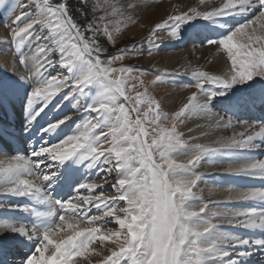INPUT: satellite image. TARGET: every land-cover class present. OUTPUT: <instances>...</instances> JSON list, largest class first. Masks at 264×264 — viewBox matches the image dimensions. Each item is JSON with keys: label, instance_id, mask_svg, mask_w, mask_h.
<instances>
[{"label": "snow or ice", "instance_id": "snow-or-ice-1", "mask_svg": "<svg viewBox=\"0 0 264 264\" xmlns=\"http://www.w3.org/2000/svg\"><path fill=\"white\" fill-rule=\"evenodd\" d=\"M15 7L4 40L15 63L0 75V264H264V118L239 115L264 113V0H177L124 47L139 0L92 4L91 18L84 0V23L66 0ZM165 35L223 61L216 72L185 69L195 91L173 111L156 89L174 74L146 80L127 63ZM62 102L75 112L59 114ZM193 118L232 134L195 143L181 131ZM202 163L260 183L232 181L223 200L205 199L200 184L214 177Z\"/></svg>", "mask_w": 264, "mask_h": 264}, {"label": "rangeland", "instance_id": "rangeland-1", "mask_svg": "<svg viewBox=\"0 0 264 264\" xmlns=\"http://www.w3.org/2000/svg\"><path fill=\"white\" fill-rule=\"evenodd\" d=\"M174 1L176 0H139L142 5H145V7H142L140 10H138V12L135 14V22H130L127 28L119 36V39L117 41V47H124V45L126 44L138 42L142 40L145 36H147L150 27L172 10L171 7ZM21 2L22 0H10L8 10L0 9V57H2V59H0V75L11 73V65L15 63L13 55L11 54L12 50L8 46V44L4 43V40L9 35L8 26L11 24L10 17L13 16L14 12L15 14L19 13V7L15 6L19 5ZM98 2L102 3L103 0H88V9H86V11L88 12V18H91L92 15L90 11L91 5ZM72 3L74 5H77V8H81V12H79V14L80 16H83L82 9L84 5V0H72ZM194 3L195 0H189V2L186 3L185 6ZM76 20L80 23L85 22V19L83 18L80 20L77 18ZM158 43H160L161 46L159 49L154 50L152 55H143L135 58L130 56L127 63L134 64L138 68L146 69L149 73V75L145 77L146 80H151L153 78L151 73L157 70L167 71L169 73L174 74L173 79H175L177 83L173 84L169 82L167 84L159 85L156 89L157 98L161 101L164 110L173 111L184 102L187 95L195 91L194 88L184 86L191 82L190 75L184 74L185 69H191L192 67L204 68L208 58H210L208 52L212 51V49L206 46L202 47L198 43L193 44L186 43V41H169L166 35L162 36L161 40L158 41ZM105 47L108 49L109 52H115L116 50V48L108 44H105ZM205 57L207 58L205 59ZM201 63L204 66H202ZM204 69L208 70L206 68ZM55 71L56 70H53V72ZM175 73L180 74L175 75ZM136 75H138V73H136ZM62 103H64V106L61 108V112L59 114H73L75 112V109H73L71 105H68L65 102ZM57 114L58 113L56 112H52L50 113V116L55 117ZM81 114L82 113L74 114L72 116L73 120L78 121L79 115ZM197 124L203 125L204 121L193 118L186 121V123L181 126V131L185 132L186 137H199V139L193 141L195 143L209 144L207 139H209L210 137L218 138L221 135H231L233 131L229 130L227 132H213L211 129L205 127L197 128ZM15 126L17 128L19 127L18 119L16 121ZM188 128H193L195 129V131L189 133ZM234 130L240 131L242 129L236 128ZM68 131L69 129L66 128L65 132ZM205 132L209 134L203 135V133ZM258 157L264 158V155H258ZM225 166L226 165H218L213 167L208 163H202V166L200 167L199 171L208 177H214L209 178L207 182H203L200 184V188L202 189V194L205 199L211 198L215 200H220L221 191L219 189V186L225 181V177L223 176V174H221V172ZM92 179L96 180L97 177L93 176ZM251 184L259 185L258 182H253ZM104 188L106 191L111 193L109 185H104ZM233 231L239 232L243 230L233 229ZM256 235L259 236V233H257Z\"/></svg>", "mask_w": 264, "mask_h": 264}, {"label": "bare ground", "instance_id": "bare-ground-1", "mask_svg": "<svg viewBox=\"0 0 264 264\" xmlns=\"http://www.w3.org/2000/svg\"><path fill=\"white\" fill-rule=\"evenodd\" d=\"M150 2V1H149ZM189 2V0H184V5H186V3H188ZM171 3V2H170ZM177 3V0L176 1H174L173 3H172V6L174 5V4H176ZM148 5V4H147ZM172 8V7H171ZM188 42V41H187ZM210 51V50H209ZM207 52V51H206ZM209 53V55H210V58H208V60H207V63L205 64V67L204 68H206V69H208L209 71H212V72H216V71H218L220 68H221V66H222V64H223V61L221 60V59H219V58H216V57H214V53H213V51H210V52H208ZM207 54V53H206ZM205 54V55H206ZM203 55H204V53H203ZM208 55V56H209ZM207 56V55H206ZM202 57V56H201ZM176 58V57H175ZM207 57H205V59H206ZM171 59V58H170ZM205 59H203V60H205ZM213 60L214 62L212 63V64H209L208 63V61L209 60ZM202 60V59H201ZM201 65L202 66H204L202 63H201ZM233 118H235V117H233ZM216 132H218V131H216ZM219 132H221V131H219ZM213 136V135H212ZM218 136V135H217ZM217 138H214V137H210L209 139H207L208 140V142L209 143H211V142H213L214 140H216ZM261 153V154H260ZM264 155V150H258L256 153H255V155L256 156H258V155ZM226 167V166H225ZM221 174H223V169H222V172H221ZM220 175V174H219ZM222 176V175H221ZM225 178H224V182L222 183V184H220V191H221V198H220V200H223L226 196H227V193L224 191V189L229 185V182H232V181H234L236 184H240V185H244V184H250V183H253V182H258V184L260 183V181H247V180H245V179H243V178H231V177H226V176H224Z\"/></svg>", "mask_w": 264, "mask_h": 264}, {"label": "trees", "instance_id": "trees-1", "mask_svg": "<svg viewBox=\"0 0 264 264\" xmlns=\"http://www.w3.org/2000/svg\"><path fill=\"white\" fill-rule=\"evenodd\" d=\"M66 2L68 4L70 14L74 17V19H77V18L79 20L82 19V18L85 19V16H84L83 12H82L83 16H80V14H79V12H81V8L80 7L77 8V5H74L72 3V0H66Z\"/></svg>", "mask_w": 264, "mask_h": 264}]
</instances>
